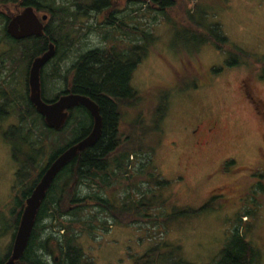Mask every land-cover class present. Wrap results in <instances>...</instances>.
<instances>
[{
	"label": "rangeland",
	"instance_id": "obj_1",
	"mask_svg": "<svg viewBox=\"0 0 264 264\" xmlns=\"http://www.w3.org/2000/svg\"><path fill=\"white\" fill-rule=\"evenodd\" d=\"M116 1L118 3L114 2V8L119 11V16L139 5L134 3V6L129 3L130 0ZM177 2L174 16L181 15L182 10L189 7L200 24L218 23L233 46L256 56H264V0ZM52 3L54 7H69L72 13L76 11V5L71 6L70 3L86 6L90 2L55 0L44 5ZM37 15L39 18L48 16L45 12H37ZM137 15H141L143 28L153 33L155 42L134 70L130 84L143 98L138 111L145 114L150 112L160 92L169 93L167 112L160 126L161 136L152 153V162L163 179L170 182L169 188L159 194L163 199L173 197L174 200L163 210L166 229L159 222L154 225L118 226L99 214L93 231L82 232L77 240L84 251L85 261L91 264H135L136 258L162 241L168 247L162 248L164 254L172 252V256L179 260L178 264H214L240 217L245 238L259 250V264H264V201L255 209L247 203L246 197L256 182L252 177L257 172H264V80L253 77L252 68L247 65L228 67L227 63L234 57L209 43L201 44L196 51L192 45L189 46L194 39L190 36L184 38L189 32H184L173 19L165 20L152 14V11L148 14L143 7ZM152 17L156 20L152 21ZM59 18L56 17L55 22ZM97 18L102 21L104 17ZM70 20L62 30L65 39L52 58L54 61L47 63L41 71L47 97H52L62 86L63 79L53 72L56 63L65 72L79 54L100 46H112L104 39L117 35L106 28L89 30L88 26L96 22L90 17L85 19L79 15L73 21L70 16ZM13 46L7 39L0 42V55L5 51L0 60L6 63L7 73L17 66L16 79L9 88L23 93L27 63L21 62L20 50ZM10 52L16 61L10 60V54L7 56ZM193 82L195 87H185ZM198 118H213L218 122V131L210 145L202 148L193 146L188 133ZM125 119L130 122V113H126ZM17 123L15 115L0 120L1 219L8 209L14 207L12 186L16 170L12 145L3 134L8 126ZM127 124H122V127H127ZM70 128L60 135L59 145L71 139ZM49 152L47 149L44 161H47ZM228 159L233 160L234 165L219 173V164L223 165ZM122 185L125 183L119 182L115 188L120 192ZM212 195L220 196L215 208L199 210ZM116 198L119 199L117 195ZM184 210L195 213L182 214ZM94 212L86 211L83 216L89 218ZM11 234L9 232L8 236L0 239V256L6 252ZM171 246L176 248L174 252ZM54 255L59 256L57 250ZM47 259L52 263L50 256Z\"/></svg>",
	"mask_w": 264,
	"mask_h": 264
},
{
	"label": "trees",
	"instance_id": "obj_2",
	"mask_svg": "<svg viewBox=\"0 0 264 264\" xmlns=\"http://www.w3.org/2000/svg\"><path fill=\"white\" fill-rule=\"evenodd\" d=\"M49 1L55 0H0V42L7 39L15 45L13 47L19 48L21 62H26L27 67L34 58L47 50L50 43L57 46V52L61 41L65 39L63 28L71 22L70 16L73 21L77 17V14L68 10L69 7H54L53 3L44 5ZM109 1L89 0V5L91 9H96L101 5L106 7ZM177 1L130 0L129 3L133 5L139 4L130 8V24L133 25L128 27L127 18L119 23L108 20L107 26H114L113 31L117 35L105 38L104 41H110L112 46L86 50L78 55L65 72L59 69L60 64L54 65L53 72L58 78L71 79L73 93L89 96L88 98L98 105L102 118L101 137L93 147L79 152L55 177L40 205L23 255L15 264H91L85 261L84 251L77 240L82 232L93 231L99 214L118 226L154 225L159 222L167 228L163 210L170 206L174 198L163 199L159 194L161 190L169 188L170 182L163 179L156 170L152 153L161 136L160 126L166 116L169 93L160 92L150 112L145 114L138 111L143 98L139 97L130 84L134 70L155 42L153 33L143 28L141 15H137L142 7L148 14L152 11V14L165 20L176 21V25L182 27L184 32H189L184 38L188 39L190 36L194 39L190 41L193 43H189V46L192 45L196 51L201 44L209 43L217 50L227 51L234 57L233 61L227 63L228 67L247 65L252 68L253 77L264 80V56H256L233 46L218 23L203 26L195 20L193 9L189 7L184 8L181 15L174 16ZM26 7L33 8L35 13L45 12L49 21L41 36L20 41L12 40L6 33V25L11 17ZM58 16L59 21L55 22ZM151 20L156 18L152 17ZM10 60L14 62L17 59L11 55ZM52 61L54 60L49 62ZM41 85L44 90L42 98L46 103L58 98L47 97L45 83ZM193 86L195 87L194 82L185 87ZM26 90L25 79L24 91ZM11 92L25 93L17 89ZM101 95L108 97H99ZM128 105L130 122L126 121L127 117L125 119ZM6 111V116H0V120L9 118L10 115H15L18 120L17 124L8 126L3 134L5 140L12 145V158L16 163L12 186L15 203L14 207L8 209L5 212L7 214L0 218V239L8 236L9 232L12 233L6 252L0 256V264H3L10 254L25 201L39 182L47 164L65 148L86 137L93 124L89 112L79 106L68 115L62 130H50L45 126L43 118L37 113L29 97H7ZM122 124H127L128 128H123ZM68 127H71V139L59 145L60 135ZM47 149L50 152L47 161H44ZM232 165L233 160H225L223 170L226 171ZM252 178H255L256 182L246 193V197L247 203L256 209L264 201V172H257ZM119 182L126 185L120 186V192L115 188ZM219 198L220 196L212 195L199 210L214 209ZM86 211L95 212L86 218L83 216ZM181 213L195 212L184 210ZM235 223L233 233L228 237L214 264H259V250L245 238L242 219L239 217ZM164 247L167 246L162 241L156 243L141 257L136 258L135 264H178L179 260L172 256L171 251V254H164ZM171 248L173 252L176 249L173 246ZM55 250L59 256L54 255ZM49 256L52 263L48 262Z\"/></svg>",
	"mask_w": 264,
	"mask_h": 264
},
{
	"label": "water",
	"instance_id": "obj_3",
	"mask_svg": "<svg viewBox=\"0 0 264 264\" xmlns=\"http://www.w3.org/2000/svg\"><path fill=\"white\" fill-rule=\"evenodd\" d=\"M47 20V15L39 18L33 8L26 7L10 18L6 25V33L11 39L16 41L30 37H39L44 32ZM55 53V45L54 43H50L42 55L32 60L27 78L29 100L37 113L43 118L45 126L50 130H62L66 124L69 110L79 105L83 106L90 113L93 119L92 129L86 137L65 148L47 164L39 182L32 190L29 198L25 201L12 240L10 254L3 264H15L23 255L30 239L40 205L55 177L79 152L93 147L101 137L102 118L99 114L97 104L88 97L66 95L58 97L51 103H46L43 100L41 71L55 56Z\"/></svg>",
	"mask_w": 264,
	"mask_h": 264
},
{
	"label": "flooded vegetation",
	"instance_id": "obj_4",
	"mask_svg": "<svg viewBox=\"0 0 264 264\" xmlns=\"http://www.w3.org/2000/svg\"><path fill=\"white\" fill-rule=\"evenodd\" d=\"M114 2L116 4L118 3L116 0H110L108 5L107 4L105 5L106 7H103V5H101V6H97L96 9H91V6H90L91 3H88L86 6H80L78 4H72V5H76V7H75L76 11H74V13L77 14V16L81 15L82 17H85V19L90 17L97 22V23L95 22L94 25L88 26L89 30L96 31V30H99L100 28H106V29L113 30L114 26H107V24L109 23L108 22L109 19L111 21H114L115 23H119L120 21L122 22L124 18H127V25L129 27L130 26V9L128 10V12H126V14H121V16H119L117 14L119 11L114 8ZM93 14H95V17ZM101 15L104 18L102 21H98L97 17L101 16ZM56 47H55V50L57 49ZM4 53H5V51L3 53H1L0 57ZM10 66H13V63H10ZM29 68H30V65L27 67V72H26L27 90L24 94H16V93L11 92L14 90H13V88L10 89L9 86L11 87L14 83V80L16 79L15 75L17 73V66H15V68H10V72L7 73L6 63L4 61L0 60V116H2V115L6 116V114L8 113L6 111L7 97H30L29 92H28V83H27ZM7 76H8V80H7ZM41 78H42V75H41ZM41 84H42V81H41ZM71 86L72 85H71V79L70 78L63 80L61 88L59 89L58 92L56 91L52 97H61V96H66V95H78V94L72 92ZM244 86L245 85H243V87ZM242 90H243V88H242ZM43 94H44V90H43V86H42V97H43ZM80 96L89 97V96H85V95H80ZM99 97H108V96L101 95ZM79 106H77V107H79ZM77 107H75V108H77ZM75 108H72L71 110H69L68 115H70V113ZM98 109H99V107H98ZM126 113H127V115H129L130 105H128L126 107ZM99 114H100V109H99ZM9 118H12V115H10ZM4 119H6V118H4ZM92 122H93V119H92ZM12 125H15V124H12ZM217 131H218V122L216 120H214L213 118L212 119L211 118H202V119L198 118L195 121L194 126L189 129L188 133L192 137L193 146L195 148H202V147H206V146L210 145V143L213 140ZM217 169H218L219 173H222V171L224 172L223 166L220 164H219Z\"/></svg>",
	"mask_w": 264,
	"mask_h": 264
}]
</instances>
